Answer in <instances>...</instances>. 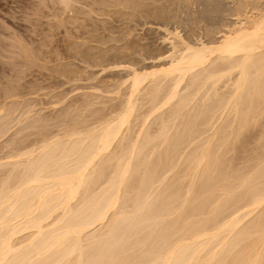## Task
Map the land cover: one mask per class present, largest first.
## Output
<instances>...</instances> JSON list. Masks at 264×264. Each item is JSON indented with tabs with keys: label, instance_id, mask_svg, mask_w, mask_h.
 Instances as JSON below:
<instances>
[{
	"label": "bare ground",
	"instance_id": "bare-ground-1",
	"mask_svg": "<svg viewBox=\"0 0 264 264\" xmlns=\"http://www.w3.org/2000/svg\"><path fill=\"white\" fill-rule=\"evenodd\" d=\"M50 1L64 52L4 47L0 264H264V0Z\"/></svg>",
	"mask_w": 264,
	"mask_h": 264
},
{
	"label": "rangeland",
	"instance_id": "rangeland-1",
	"mask_svg": "<svg viewBox=\"0 0 264 264\" xmlns=\"http://www.w3.org/2000/svg\"><path fill=\"white\" fill-rule=\"evenodd\" d=\"M82 2H84V0ZM44 3H46V5ZM76 4H77V2H76ZM80 4H83V3H80ZM77 5H79V4H77ZM77 5H76L77 10H82L84 8H85L84 10L89 9V7L85 4L82 6H77ZM56 6H58V5H56ZM56 6L53 5L50 0H0V56H1L0 57V79L4 80V81L2 80L3 83L7 81L6 79H8V80L13 79L12 77L14 74L13 72H9L10 70H8V68H7L8 65L6 64L9 60L5 56L6 54L4 51V47H6L8 45V42L10 44V43H12V41H16L17 39H19V40H22V41L27 42V43H32L33 46L40 48L41 51L43 49H45V47H46L49 50H43L42 52H44V53L47 52L48 55H50V56L52 55L51 56L52 59L56 58L57 54L60 55L61 53L64 52V45H65L64 41L67 39V34L65 32H70V31L74 32L75 29L73 28L74 26H71L72 24H68V25L66 24V27L61 26V28H59L60 26H59L58 22H59V19L61 17H59V18H57V17H58V15H61L62 11H59V8ZM78 7H80V9H78ZM54 9H58V10H54ZM36 12H40V13H37V15H36L35 14ZM65 15L66 14H63L62 18H65L67 16V15L66 16ZM81 15H83V14H81ZM52 16L55 17L56 19L53 18ZM83 16H80V18H82ZM68 26H69V29H67ZM47 29H49L48 32H47ZM64 30H65V32H64ZM40 32L41 33L46 32L45 35L48 36V34H49V36L45 38L44 34L42 33L43 34L42 35ZM39 33L42 36H39ZM40 37L43 39L45 38L48 41L46 42V40H45V42H44L43 39H41ZM49 37H51V38L53 37L52 42H53V40L55 41V42H53V44L49 43V39H51ZM10 40H12V41H10ZM31 41H33V42H31ZM41 41L44 42V48L41 47L43 45H38V44H42ZM2 42H4V43H2ZM47 43L50 44V48H48ZM45 44H47V45H45ZM51 45L53 48L51 47ZM52 49H53V51H52ZM58 50H59V53H58ZM54 51H55V53H54ZM51 64H52V62H51ZM0 86H1V82H0ZM79 92H81V90H75V91L69 93L68 96H71V95L79 93Z\"/></svg>",
	"mask_w": 264,
	"mask_h": 264
}]
</instances>
